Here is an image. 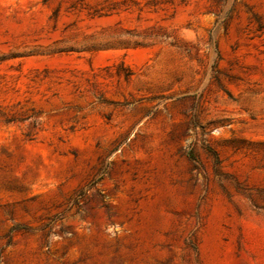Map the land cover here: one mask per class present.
I'll return each instance as SVG.
<instances>
[{
  "label": "rangeland",
  "instance_id": "374dc122",
  "mask_svg": "<svg viewBox=\"0 0 264 264\" xmlns=\"http://www.w3.org/2000/svg\"><path fill=\"white\" fill-rule=\"evenodd\" d=\"M0 264H264V0H0Z\"/></svg>",
  "mask_w": 264,
  "mask_h": 264
}]
</instances>
